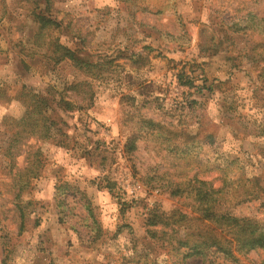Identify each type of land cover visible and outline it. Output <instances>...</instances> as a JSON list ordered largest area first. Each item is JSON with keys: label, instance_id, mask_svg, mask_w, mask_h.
Returning a JSON list of instances; mask_svg holds the SVG:
<instances>
[{"label": "rangeland", "instance_id": "rangeland-1", "mask_svg": "<svg viewBox=\"0 0 264 264\" xmlns=\"http://www.w3.org/2000/svg\"><path fill=\"white\" fill-rule=\"evenodd\" d=\"M45 2L61 26L0 30V264L182 260L148 230L221 231L166 188L195 176L256 181L264 201V23L226 27L264 0ZM259 201L233 213L264 224Z\"/></svg>", "mask_w": 264, "mask_h": 264}, {"label": "trees", "instance_id": "trees-1", "mask_svg": "<svg viewBox=\"0 0 264 264\" xmlns=\"http://www.w3.org/2000/svg\"><path fill=\"white\" fill-rule=\"evenodd\" d=\"M46 11L47 7L45 15H37L42 29L52 25L61 26L60 21L46 15ZM251 19L264 23V18H259L253 12L248 11L241 17H235L226 27L240 34L241 31L250 28ZM254 43L256 45L255 55L263 58L264 52L257 51V47H264V31L259 32V41ZM54 46L56 51L62 48V45L58 43ZM65 50L68 49L65 47ZM136 142V138L129 140L127 147L129 153L136 150ZM223 174L222 184L218 187L213 186L212 180L199 179L196 176L183 182L178 181L166 185L172 196L185 197L200 219L219 224L221 230L219 233L187 232L182 235L174 225L169 231L165 230L169 225L165 226L164 223L159 230L149 229L148 234L152 239L162 240V246L167 250L168 256L183 254V259L173 260V264H187L189 260L197 259H200L203 264L204 262L206 264H244L240 259L244 254L252 251L264 252V224L255 217L233 213L234 209L252 201L261 200L259 202L264 206L260 189L256 186L258 183L244 179L242 176L228 180L229 172H223ZM159 224L161 221L157 215H152L148 219L150 227H156ZM159 234L164 235L163 239H160Z\"/></svg>", "mask_w": 264, "mask_h": 264}, {"label": "crops", "instance_id": "crops-1", "mask_svg": "<svg viewBox=\"0 0 264 264\" xmlns=\"http://www.w3.org/2000/svg\"><path fill=\"white\" fill-rule=\"evenodd\" d=\"M38 0H31V1H26V0H0V30L3 32H7L8 29L14 24H17L19 19H31L33 22V27L35 28L34 31H37V28L41 27L39 20L37 19L38 14H43L45 15V0L41 2H37ZM42 3L43 9L38 8V4ZM26 4L32 5L31 8H27ZM43 12V13H41ZM15 16L17 19H15ZM36 33V32H35ZM34 33V34H35ZM0 38V48L1 51H3L5 48V42L4 40ZM34 43V42H33ZM3 52H0V58L2 57Z\"/></svg>", "mask_w": 264, "mask_h": 264}]
</instances>
